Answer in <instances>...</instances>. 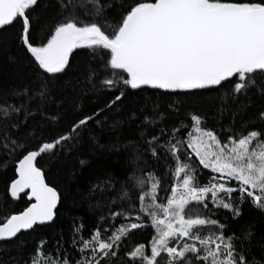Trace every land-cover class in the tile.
<instances>
[{
  "label": "snow or ice",
  "instance_id": "obj_1",
  "mask_svg": "<svg viewBox=\"0 0 264 264\" xmlns=\"http://www.w3.org/2000/svg\"><path fill=\"white\" fill-rule=\"evenodd\" d=\"M0 60L30 73L0 83V168L30 201L0 242L35 236L25 264H264L251 228H234L264 215V0H0ZM149 90L170 111L135 102ZM205 97L213 110L191 104ZM85 144L121 162L72 197L44 166ZM70 197L87 215L65 236Z\"/></svg>",
  "mask_w": 264,
  "mask_h": 264
},
{
  "label": "trees",
  "instance_id": "obj_2",
  "mask_svg": "<svg viewBox=\"0 0 264 264\" xmlns=\"http://www.w3.org/2000/svg\"><path fill=\"white\" fill-rule=\"evenodd\" d=\"M50 26V25H49ZM42 33L41 35H45ZM15 55L23 57V53L19 49L14 50ZM83 57L78 58V62ZM0 73L3 75V80H0L5 87L14 86L18 87L24 83L29 82L30 73L27 72L26 67L22 64L13 65L7 64L4 60H0ZM73 80L76 77H72ZM135 102L141 106H144L145 111H149L153 105H157L163 111H170L168 105L171 100L166 97L152 94V90H149L143 97L134 98ZM107 100V97H102L98 101H92L85 99L83 101V111L90 112L93 108L103 106ZM191 104L197 105L200 108L206 110H213L215 108V99L212 97H205L199 101H192ZM259 104V101L254 100V105ZM138 115H143L139 113ZM140 121L137 120L138 124ZM169 122L176 123L177 118L170 116ZM139 129L133 124L129 127L123 126L119 136L124 142H127V138L135 137ZM114 136L110 134L100 135V143L108 145L114 140ZM81 159H87L90 162V167L81 169L79 161ZM116 156H108L102 152H98L92 148L90 144L83 145L77 152H74L70 157L61 158L54 162L51 166L45 164V170L47 173V179L49 182L59 186L61 191L65 194H71L75 197L81 188L89 181L95 178L103 169L109 167H116L120 163ZM76 172V176H72V173ZM205 177L207 176V170H204ZM15 177L14 165L9 164L7 168H0V224L4 223L7 217L13 214H19L30 203L26 199L25 195H21V199L15 200L8 194V186L11 180ZM72 199H69V211L65 213L61 222L57 225L56 231H63L67 236L70 228V217L76 214L87 215V212L82 210L80 205L75 208L71 207ZM91 225L92 221L87 222ZM250 227L255 234L256 246L252 249L253 255L260 259V248L264 244V215H261L256 210H249L246 212L244 219L234 228L237 232L243 227ZM24 238L22 241L14 242L7 241L0 243V264H25V261L29 259V253L32 252L36 237L29 236L28 234H21ZM47 235V234H45Z\"/></svg>",
  "mask_w": 264,
  "mask_h": 264
},
{
  "label": "water",
  "instance_id": "obj_3",
  "mask_svg": "<svg viewBox=\"0 0 264 264\" xmlns=\"http://www.w3.org/2000/svg\"><path fill=\"white\" fill-rule=\"evenodd\" d=\"M22 195H24V194H22ZM0 243H2V242H0Z\"/></svg>",
  "mask_w": 264,
  "mask_h": 264
}]
</instances>
